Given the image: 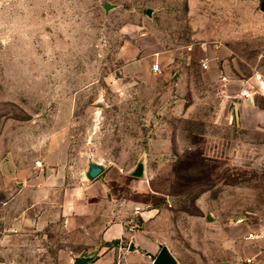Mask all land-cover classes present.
<instances>
[{"label":"rangeland","instance_id":"obj_1","mask_svg":"<svg viewBox=\"0 0 264 264\" xmlns=\"http://www.w3.org/2000/svg\"><path fill=\"white\" fill-rule=\"evenodd\" d=\"M261 2L0 0V150L28 176H0V264H154L160 247L147 258L132 239L179 264H264V238L246 239L264 233V130L225 118L217 81L264 76ZM60 110L65 186H52L37 162ZM91 158L105 167L93 181ZM83 182L108 193L68 216L63 188ZM117 221L127 236L106 242Z\"/></svg>","mask_w":264,"mask_h":264},{"label":"crops","instance_id":"obj_2","mask_svg":"<svg viewBox=\"0 0 264 264\" xmlns=\"http://www.w3.org/2000/svg\"><path fill=\"white\" fill-rule=\"evenodd\" d=\"M220 52L222 57L225 53H227L223 49L220 50ZM141 63L138 64L140 70L146 71L147 68L149 69L148 64L145 61ZM152 68L153 65L150 69L152 70ZM254 74L255 73H251L245 78L234 77V75H232V77H228L229 81L224 84L221 81V77L224 75L222 72L218 75L217 81L221 83L219 85V89L221 91V95L223 96V102L225 105V118L231 124H234L241 129L264 130V95L260 92L254 93L250 98H245L242 95L243 91H248L251 88L258 89V86L264 90V76ZM259 77H261L262 80H260ZM68 119V112H61L60 110L57 114L55 123H53V134L51 138H49V148L46 151V155L42 161L37 162V167H39V165L43 166V164H49L51 166V176L49 177L48 183L52 186H65L64 180L66 172L64 169L67 157L65 148L67 142ZM30 173H32V169H30ZM0 176L8 181H20L21 185L25 184L24 180L28 178L23 168L19 165L16 156H13V154H3L1 150ZM40 183L43 185L47 184L46 181H41ZM107 191L106 184L94 182L92 184H86L83 182L74 187L63 188V207L65 209V213L70 216L74 213V211L78 210L82 212L91 198H103L107 195ZM103 236L106 242L126 237V226L118 221L111 223L105 229ZM131 242L135 243L136 250L130 251L129 248L128 250L130 252L139 253L147 258L152 257L155 249L160 247V245L150 239L143 243L141 249L138 248V244L135 239H132ZM89 264L95 263L91 261Z\"/></svg>","mask_w":264,"mask_h":264},{"label":"water","instance_id":"obj_3","mask_svg":"<svg viewBox=\"0 0 264 264\" xmlns=\"http://www.w3.org/2000/svg\"><path fill=\"white\" fill-rule=\"evenodd\" d=\"M115 5L112 4H106L105 10L108 12L110 9L114 8ZM260 10L264 12V0L261 2ZM149 15H151V10H148L147 12ZM260 80H262L261 77H259ZM105 170V167L103 164L99 162L93 161V159H90L88 170L86 171V177L89 180H94L97 177H99ZM145 174V165L143 162H140L133 172V175L135 177H143ZM129 250L134 251L136 250L135 243L131 242L129 245ZM91 257H76L74 260L75 264H89L91 262ZM154 264H179V261L174 256V254L171 252L168 246L166 245H160V251L157 254V256L154 258Z\"/></svg>","mask_w":264,"mask_h":264},{"label":"built area","instance_id":"obj_4","mask_svg":"<svg viewBox=\"0 0 264 264\" xmlns=\"http://www.w3.org/2000/svg\"><path fill=\"white\" fill-rule=\"evenodd\" d=\"M201 65H202V68H203L204 70H208V69H210V64H209V62H208L207 60H204V59H203V60L201 61ZM152 70H153L155 73H160V72H162V67H161L160 63L157 62V63L153 64V68H152ZM221 81H222L224 84H226V83L229 81V78H228L226 75H223V76L221 77ZM258 92H260L261 94L264 95V90H263V88H260L259 86H258V89H256V88H251V89L248 90V91H243V92H242V95H243V97H245V98H250V97L253 96L254 93H258ZM1 234H2V233H0V247H1V245H2V235H1ZM246 238L249 239V240L262 239V238H264V233H263V232H258V233L250 232V233L246 236ZM247 262H248V263H252L253 260H252L251 258H249V259H247Z\"/></svg>","mask_w":264,"mask_h":264}]
</instances>
